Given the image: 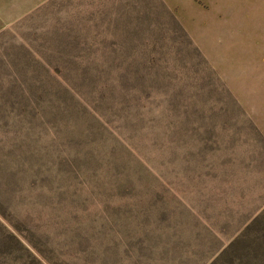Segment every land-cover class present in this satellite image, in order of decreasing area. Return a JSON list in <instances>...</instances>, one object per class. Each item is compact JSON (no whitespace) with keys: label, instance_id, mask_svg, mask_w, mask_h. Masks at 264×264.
Here are the masks:
<instances>
[{"label":"rangeland","instance_id":"rangeland-1","mask_svg":"<svg viewBox=\"0 0 264 264\" xmlns=\"http://www.w3.org/2000/svg\"><path fill=\"white\" fill-rule=\"evenodd\" d=\"M168 2L0 0V264H264V0Z\"/></svg>","mask_w":264,"mask_h":264},{"label":"crops","instance_id":"crops-1","mask_svg":"<svg viewBox=\"0 0 264 264\" xmlns=\"http://www.w3.org/2000/svg\"><path fill=\"white\" fill-rule=\"evenodd\" d=\"M168 1H169L168 2L169 4H172V0H168ZM250 59L251 61L249 62L248 71H247L248 72L247 74L249 76L248 80L249 81L253 80L255 83L254 86L256 87L263 86L262 92L258 88H255V92L258 93L257 96H259V98L264 103V66L259 63H256L254 58H250ZM262 126H263V132H264V123H262Z\"/></svg>","mask_w":264,"mask_h":264}]
</instances>
